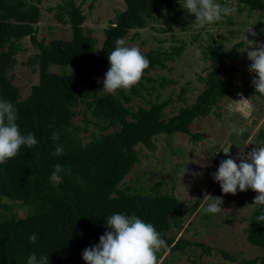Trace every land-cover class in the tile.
Returning a JSON list of instances; mask_svg holds the SVG:
<instances>
[{
    "label": "trees",
    "instance_id": "1",
    "mask_svg": "<svg viewBox=\"0 0 264 264\" xmlns=\"http://www.w3.org/2000/svg\"><path fill=\"white\" fill-rule=\"evenodd\" d=\"M41 1L0 0V99L11 102L17 109L21 133H34L38 141L32 148L22 146L19 155L0 164V200L10 202L0 201V264H27L33 253L37 258L48 256L49 264H74L67 263L66 255L82 257L86 247L98 244L99 237L108 230L106 218L115 213L135 214L145 223L153 224L162 233L169 252L183 253L187 245L195 244L202 247V252L209 253V247L200 242L180 236L173 239L169 235L171 227H180L179 215L184 210V204L172 193L159 192L158 183L148 193L131 192L120 184L139 162L137 144L152 151L156 135L173 133L187 134L194 141L190 123L207 115L229 88L242 96L253 92L250 85L255 77L247 78L241 87L220 76L221 68L239 56L237 47L243 41L232 48L214 40L205 45L201 51L202 59L207 61L205 76L201 78L203 89L192 103L186 104L183 97L186 89L180 88L177 98L182 105L164 117L162 110L167 100H146V106L134 108L131 101L140 95V90L147 93L153 88L142 80L152 81L146 74L163 68L166 61L177 57L183 49L182 43L169 50L156 48L142 52L150 65L130 90L118 89L115 94H109L101 87L96 89L95 81L110 68L107 57L118 38H125L134 30L130 36L133 39L137 30L159 19L162 11H168L180 0H122L124 7L115 11L102 29L99 46L82 26L85 16L77 0H62L53 13L58 23L70 29L69 38L38 39L36 26ZM220 1L242 4L264 17V0ZM113 23L118 27L112 28ZM25 36L37 51L24 64L36 65L38 80L21 97L18 86L7 73L15 64L17 42ZM52 65L59 67V72L49 71ZM162 85L160 81L159 86ZM81 104L92 118L84 116V122L98 130L90 132L86 141L81 137L86 131L85 124L80 126L73 121ZM54 131L60 134L58 141L51 139ZM57 144L64 149L60 156L52 155ZM56 164L63 171L61 181L53 184L50 176ZM197 205L198 201H194L191 210ZM13 206H22L25 214L7 213ZM259 214L260 208L251 211L245 237L261 248L262 253L246 260V264H264V222L256 220ZM33 233L37 234L35 244L28 239ZM220 253L232 260L225 252Z\"/></svg>",
    "mask_w": 264,
    "mask_h": 264
},
{
    "label": "rangeland",
    "instance_id": "2",
    "mask_svg": "<svg viewBox=\"0 0 264 264\" xmlns=\"http://www.w3.org/2000/svg\"><path fill=\"white\" fill-rule=\"evenodd\" d=\"M62 0H42L37 22L36 37L48 41L59 38L67 39L70 29L66 24L58 23L53 16L56 5ZM81 3V9L85 16L82 24L84 29L90 31L99 46L103 39L102 29L111 20L115 11L123 9L122 0H77ZM186 0H180L168 11H162L157 20H151L147 26L137 30V36L130 39L134 30H130L123 38L125 46H137L141 52L152 49H167L183 44L181 53L173 60L166 61L163 68L150 70L146 76L152 81L142 82L153 88L149 92L140 90V95L132 99L131 104L146 106V100L161 102L167 100L162 113L164 117L176 112L182 102L177 98L180 88L185 87L183 95L186 104L193 102L195 96L203 89L201 78L205 76L207 61L201 57V51L212 40L221 41L226 48H232L239 41L242 45L237 47L239 56L230 59L221 68L220 76L232 84L244 87L245 80L256 77V73L249 72L252 63L247 58V52L243 51L246 45L244 36L249 40H256L258 45L264 44V17L258 11H249L244 5L232 1L215 0L226 7H232L234 11L225 16L223 20L197 26L194 14L184 9ZM252 27L257 33L253 37L245 31ZM19 50L15 54V64L8 71L11 81L18 86L19 94L24 97L28 94L30 86L37 83L38 74L35 64L25 65L28 57L36 53V48L25 36L18 40ZM49 71L59 72V67L50 66ZM106 73V72H105ZM103 73L96 81V89L103 90ZM163 85L159 86V82ZM253 92L244 98H251L254 105L252 114L246 115V109L238 100L241 94L234 88H229L227 93L212 106L204 117L194 119L189 130L196 137L194 141L187 134L173 133L171 135L158 134L154 140L155 148L147 150L137 144L139 162L135 163L123 178L120 187H129V191L148 193L153 185H157L159 192L172 193L177 201L184 204V210L180 213V227H171L168 231L173 239L182 237L192 242H200L209 247V253L202 252V247L187 245L183 253L177 251L169 252L168 248H162L158 253L159 264H246L245 261L252 259L262 253V249L246 240V227L248 217L253 209V200L258 193L252 189L236 194L222 193L219 182L212 178L221 161L233 158L239 164L237 156L241 149L246 154L253 147H258L250 142L264 143V94L256 92L255 86L250 85ZM105 92V90H103ZM156 96V97H155ZM78 113L73 121L77 125L86 126V131L81 137L86 141L90 132L97 133L98 130L91 123L84 122V116H89L84 106L79 105ZM85 110L83 115L81 112ZM244 129L242 135L237 136L233 129ZM228 141V143H225ZM230 147L229 155L226 156L222 150ZM248 143V144H247ZM246 144V145H244ZM202 165H206L202 167ZM188 170L181 177V169ZM191 172H202V176H193ZM213 197H222V210L216 214H206L201 206H206L203 199L204 194ZM10 204L7 200H0ZM194 201L198 205L191 210ZM23 216L25 210L22 206H13L7 213ZM220 251L225 252L232 260L223 257ZM67 263L86 264L82 257L69 253L65 257Z\"/></svg>",
    "mask_w": 264,
    "mask_h": 264
},
{
    "label": "clouds",
    "instance_id": "3",
    "mask_svg": "<svg viewBox=\"0 0 264 264\" xmlns=\"http://www.w3.org/2000/svg\"><path fill=\"white\" fill-rule=\"evenodd\" d=\"M184 9L194 14L197 26L203 27L224 19L234 9L226 7L215 0H186ZM112 28L118 27L116 23L111 24ZM264 31V29H262ZM257 36V33L249 27L245 33ZM246 45L243 51L247 52V58L252 62L249 72L256 73L252 84L256 92L264 94V44L258 45L256 40H249L244 36ZM116 47L108 54L110 68L105 73L103 90L109 94H115L118 89L130 90L138 84L144 75V70L150 65L149 59L142 54L137 46H125V40L118 38L115 41ZM238 102L246 109V115H251L254 105L251 98H241ZM18 114L14 105L0 99V164H6L10 158L19 155L22 146L32 148L38 141L34 133L23 134L17 124ZM69 132L71 129H67ZM237 136L245 131L244 129H233ZM60 134L53 132L51 139L58 141ZM228 143V141H225ZM258 147H253L246 154L241 149L237 159L228 158L220 162L218 169L212 173L214 181L219 182L222 193L236 194L237 190L244 192L249 188L258 193L253 200V205L260 208L257 221L264 222V143L250 142ZM248 144V143H247ZM228 144L222 152L228 156L230 147ZM246 145V144H244ZM64 154L62 145L57 144L52 155ZM206 165H202L204 167ZM63 168L60 164L54 166L50 176L53 184L61 181L60 173ZM188 170L184 166L181 169V177ZM193 176H202V172H191ZM206 206L202 205L201 210L206 214L219 213L222 208V197H213L205 193L203 199ZM107 231L99 237V243L86 247L82 253V259L86 264H159L157 253L162 248H167L166 241L162 238L153 224L145 223L135 214L125 215L115 213L106 218ZM33 244L37 241V234L33 233L28 237ZM27 264H49L48 256L37 258L33 253L27 259Z\"/></svg>",
    "mask_w": 264,
    "mask_h": 264
}]
</instances>
